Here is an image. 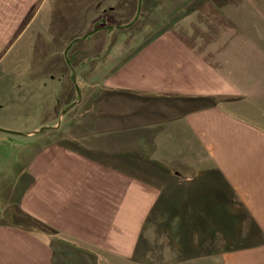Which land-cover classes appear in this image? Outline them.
Segmentation results:
<instances>
[{
	"label": "crops",
	"instance_id": "0c3cea01",
	"mask_svg": "<svg viewBox=\"0 0 264 264\" xmlns=\"http://www.w3.org/2000/svg\"><path fill=\"white\" fill-rule=\"evenodd\" d=\"M144 4L0 0V59L42 55V121L53 111L60 131L13 148L24 164L0 203V264L84 262L76 247L124 264L164 231L180 243L171 264H264V0L184 3L156 35L122 38ZM9 90L11 144L33 132L10 129L31 113Z\"/></svg>",
	"mask_w": 264,
	"mask_h": 264
},
{
	"label": "rangeland",
	"instance_id": "374dc122",
	"mask_svg": "<svg viewBox=\"0 0 264 264\" xmlns=\"http://www.w3.org/2000/svg\"><path fill=\"white\" fill-rule=\"evenodd\" d=\"M155 0H145V4L143 5V13L142 17L143 19H146V21L143 20L142 26L143 28H129L126 31H123L121 33V37H139L141 39H147L152 37L153 35H156L160 30L157 28V22L158 20L163 19V15L161 12L171 10L174 8V6H180L184 3H189L191 6L200 3V0H156L158 1V6H161V9H156L151 14V11L154 9L153 5ZM202 1V0H201ZM205 1V0H204ZM160 12V13H159ZM159 14V15H158ZM158 18V19H157ZM157 19V20H156ZM156 22V24H155ZM22 29V28H21ZM20 29V30H21ZM119 31L116 30L115 32L119 34ZM23 38V37H22ZM131 40V39H130ZM122 46H118V49H120ZM29 55H26L27 58H24V60H8V59H0V69H3L8 73V70H19V71H27L26 75L24 77H20L19 81H14V79H18L16 76H5L4 78L0 77V100L3 101L2 103H6L7 100V93L10 91L9 86L14 85L16 87V92L13 96H15V100H18L21 104H29L30 102V113L28 124L24 126H19L20 124L14 125V128L10 125V129L16 128H24L29 129L28 132L30 135H25V139H14L11 144H9L6 141H2L0 139V203H3L7 200L8 197V191L12 185V183L17 181V178L19 175L17 172H14L16 170H19L24 162L22 163L23 158L19 156H15V150L17 149H23L21 148L23 145L26 146V144H33L37 141L40 142L42 147H45V145H48L50 143H54L55 134H58L60 131L55 129L57 127L56 119L52 118L54 116L53 111L49 112L50 114L46 117L47 120H50L51 123H43L42 121V115L45 114L42 113V55L40 56L41 59H34L36 58L35 55H32L33 58H29ZM101 55H93L92 58L99 57ZM81 63L80 61L78 64ZM91 64L92 62H88ZM98 65V62H94V65ZM66 67H70V69H75L77 62L76 61H65ZM68 64V65H67ZM88 64V65H89ZM65 69V66H64ZM86 68H83V71ZM95 69V68H94ZM87 70V69H86ZM96 70V69H95ZM89 71V70H88ZM93 71V68L92 70ZM76 72V71H75ZM77 73V72H76ZM76 73L74 74L76 77ZM25 74V73H24ZM79 76V75H78ZM22 79V80H21ZM261 78L257 77V80H260ZM2 80V81H1ZM4 81V82H3ZM3 82V83H2ZM9 84V85H7ZM263 88V87H262ZM263 93V94H262ZM248 94V93H246ZM6 96V98H4ZM257 97H261L264 99V92L258 93ZM69 99V98H68ZM69 101V100H68ZM67 101V102H68ZM65 105V104H64ZM40 107V108H38ZM46 115V114H45ZM48 131V132H46ZM38 136V137H36ZM0 138H3V136H0ZM12 145V146H11ZM27 148V147H26ZM8 154V156H7ZM1 205V204H0ZM160 234V232H157ZM164 236H156V237H144L146 242L148 243V246H145L141 248L140 244L138 243V246H136L135 252L130 253L128 255V258L124 262V264H171L173 263V260H183L182 257H178L177 253V245H180L178 237H173V233L170 234L169 237L167 236V232L164 231ZM166 234V236H165ZM142 238V237H141ZM143 238V239H144ZM142 239V240H143ZM139 240V239H138ZM155 240V243L153 242ZM138 242V241H137ZM150 245V243H152ZM190 244L195 247L200 244L199 238L197 236H191L190 238ZM207 244V242H206ZM77 256L80 258L79 260L86 259L84 262H74V264H120L118 257H111V261H105L102 260L103 254L101 252H93L88 253L84 249L76 247ZM138 248V249H137ZM105 255V254H104ZM197 260V259H196Z\"/></svg>",
	"mask_w": 264,
	"mask_h": 264
}]
</instances>
